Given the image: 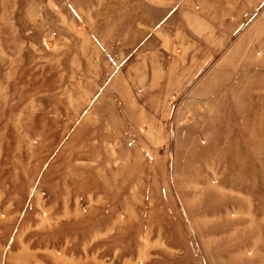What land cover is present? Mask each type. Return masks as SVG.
Masks as SVG:
<instances>
[{"label": "rangeland", "instance_id": "rangeland-1", "mask_svg": "<svg viewBox=\"0 0 264 264\" xmlns=\"http://www.w3.org/2000/svg\"><path fill=\"white\" fill-rule=\"evenodd\" d=\"M0 264H264V0H0Z\"/></svg>", "mask_w": 264, "mask_h": 264}, {"label": "water", "instance_id": "water-1", "mask_svg": "<svg viewBox=\"0 0 264 264\" xmlns=\"http://www.w3.org/2000/svg\"><path fill=\"white\" fill-rule=\"evenodd\" d=\"M151 44H154V42H151ZM195 103H199V102H195ZM186 106L190 107L191 105L188 103H186Z\"/></svg>", "mask_w": 264, "mask_h": 264}, {"label": "crops", "instance_id": "crops-1", "mask_svg": "<svg viewBox=\"0 0 264 264\" xmlns=\"http://www.w3.org/2000/svg\"><path fill=\"white\" fill-rule=\"evenodd\" d=\"M196 105H200V106H201V105H202V102H201V101H199V103H197Z\"/></svg>", "mask_w": 264, "mask_h": 264}]
</instances>
